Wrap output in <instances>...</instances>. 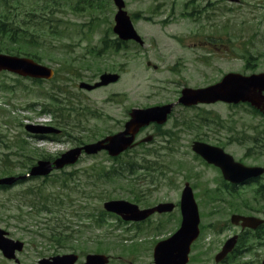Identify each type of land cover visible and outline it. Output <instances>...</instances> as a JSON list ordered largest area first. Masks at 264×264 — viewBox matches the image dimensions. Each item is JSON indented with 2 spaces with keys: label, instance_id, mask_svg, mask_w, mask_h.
Returning a JSON list of instances; mask_svg holds the SVG:
<instances>
[{
  "label": "rangeland",
  "instance_id": "1",
  "mask_svg": "<svg viewBox=\"0 0 264 264\" xmlns=\"http://www.w3.org/2000/svg\"><path fill=\"white\" fill-rule=\"evenodd\" d=\"M94 1L93 9L82 11H78L83 5L81 0H57L58 6L48 3L53 12L47 14L53 24L41 16L48 9L39 11L41 17L26 25L35 39L28 36L30 41L22 48L4 42L9 53L34 55L43 65L54 68L56 76L40 87L28 79L0 75V84L14 87L0 88V141L13 146H0V176L6 170L18 172L20 165L28 168L41 159H54L76 146L116 133L123 128L130 109L176 101L185 86L219 81L229 72H264V0H125L145 45L129 42L127 49H109V53L100 55L102 40L116 38L112 28L117 8L113 0ZM37 3L46 2L35 0L34 5ZM57 27L58 34H52ZM104 72L118 73L120 80L91 92L79 89L80 82L94 83ZM49 90L58 99L52 106L57 121L50 115H38L41 109L37 103L49 104ZM32 104L38 107L30 109ZM51 119L64 131L57 141L33 139L22 126ZM163 130L162 135L154 131L152 143L133 151H158L162 157L156 160L153 170L164 167L158 177H149L148 171L136 165L138 169L132 175L126 171L123 177L95 182L98 168L107 172L115 163L105 152L83 156L76 165L48 178L0 190V226L9 227L15 234H26L30 253L35 243L44 256L74 251L82 256L105 254L109 264H154L156 244L169 238L180 225L178 207L168 214L153 215L146 222L131 223L101 214L103 204L119 199L141 208L164 202L177 205L189 183L199 207L201 231L192 245L188 264H262L264 227L261 234L243 231L231 223V217H262L264 191L255 184L231 190L220 170L197 156L192 144L203 141L225 149L248 166L264 167V118L247 104L179 105ZM18 136L27 143L20 149L13 144ZM14 151L21 157L10 156ZM127 157L124 155L119 162L123 164L120 172L125 164L135 161ZM70 173L68 178L72 180L63 181ZM261 178L264 183V175ZM63 182L69 183L67 188ZM34 194H38L36 199ZM44 202L49 212L41 210ZM99 217L103 218L100 226ZM53 232L62 234L63 247L50 239ZM235 234L243 236L240 252L226 262L216 263L215 255Z\"/></svg>",
  "mask_w": 264,
  "mask_h": 264
},
{
  "label": "water",
  "instance_id": "2",
  "mask_svg": "<svg viewBox=\"0 0 264 264\" xmlns=\"http://www.w3.org/2000/svg\"><path fill=\"white\" fill-rule=\"evenodd\" d=\"M114 3L118 8V12L115 15L114 32L123 40L134 39L142 43L140 36L134 29L130 16L124 9V0H114ZM3 70L32 78L50 79L54 76L51 68L40 65L30 58L0 54V71ZM118 78L119 76L116 74L106 73L101 76V81L95 85L81 83L80 87L92 90L116 82ZM218 101L233 104L249 103L264 114V73L252 75L229 73L215 85L201 89H184L179 100L180 103L186 106L199 103L210 104ZM173 106L174 104L149 109H135L132 111L131 120L126 123L124 131L98 142L71 149L54 161L39 160L32 167L30 173L27 174V177L47 176L54 169L73 165L79 160L83 151L87 154H96L102 150H107L111 156H118L133 144L135 135L140 128L149 125L151 122L164 124ZM27 129L33 133L59 132L53 128L34 125H28ZM193 149L209 163L220 167L225 179L234 184L242 183L264 173V168L244 166L235 162L233 157L226 154L221 148L202 142H195ZM24 178L25 176L21 177V179ZM17 179L16 177L3 178L0 179V184H13ZM104 207L109 212L121 215L125 220L141 221L155 212H171L174 209V204L167 203L150 209H140L138 205L126 200H110L105 202ZM181 211L182 222L180 228L170 238L160 241L155 246V264H188L190 260L191 246L200 235V213L193 189L189 184H186L182 193ZM231 221L235 225L241 224L243 228L249 227L253 229L264 223V219L242 215H233ZM237 241L238 236L230 238L225 243L222 251L217 254L216 261L220 262L225 259L233 251ZM77 259L76 255L69 254L44 260V264H74ZM86 259V264H108L109 262L106 255L99 254H90Z\"/></svg>",
  "mask_w": 264,
  "mask_h": 264
},
{
  "label": "trees",
  "instance_id": "3",
  "mask_svg": "<svg viewBox=\"0 0 264 264\" xmlns=\"http://www.w3.org/2000/svg\"><path fill=\"white\" fill-rule=\"evenodd\" d=\"M34 1L35 0H0V42L2 43L0 45V53L2 52L9 53V50H8L9 48H5V45H4L5 41L10 42L11 45H18L20 48H22L23 43L30 41L28 40V36L29 37L34 36L33 38L35 39V34L29 29V26H26V25H29V23L32 21L35 22L37 18L42 16L45 22L47 21L52 24L54 23L53 18H51L50 14H47V13L53 12L51 9L52 7L49 4H54V6H58L57 0H53L52 3H49L48 0H44L46 2L45 5H41L40 3H37L36 6L34 5ZM36 1H40V0H36ZM81 1L83 5L80 7V9L77 8L78 11H82L86 8L93 9L95 6L94 0H81ZM47 9L48 11H46V13L44 12V16L43 14L41 16L39 15L38 13L39 11L47 10ZM47 16L50 18H47ZM58 29H59L58 27L52 29L51 30L52 34L54 35L58 34ZM116 43L118 46L121 44L118 41ZM20 53L21 52L18 51L17 55H21ZM24 54H27V56H30L26 52ZM31 57L36 59L34 55H31ZM255 112H258V110L257 111L255 110ZM117 159L119 158H115V161ZM131 159L134 160L133 158ZM148 159L145 157H141L137 159L138 162L136 160H135L136 162L135 161L128 162V164H125L124 168L122 167L123 169L121 170L123 172H120V169L117 168L116 166H112L111 168H108L109 170H107V172H106V169L101 170L100 168H98L95 171L96 173V176L94 177L95 182L99 180L103 181V179L111 180L119 176L123 177L126 171L127 173L132 175L133 173H136L138 169V167H135L136 165H138L140 168H143L145 171H148L147 174L149 177H156L157 174L164 173L163 172L164 167L159 170H153L154 167L157 165L156 160L159 159V157H157L156 159H153L154 161L150 159L148 160ZM68 176H72V173L67 174V177L64 178L63 181H71L72 179L68 178ZM67 184L69 183L63 182V187L67 188L68 187ZM92 185L97 186V183H93ZM43 204L44 206H41V208L42 207L44 208L41 210H45L46 212H49L50 210L47 208L48 204H46L45 202ZM98 223L101 224V222H98ZM61 235L62 234L53 232L50 236V239H53V241L59 243L60 245V243H62L63 241V239L61 238ZM63 245L65 244H62L60 246H63Z\"/></svg>",
  "mask_w": 264,
  "mask_h": 264
},
{
  "label": "flooded vegetation",
  "instance_id": "4",
  "mask_svg": "<svg viewBox=\"0 0 264 264\" xmlns=\"http://www.w3.org/2000/svg\"><path fill=\"white\" fill-rule=\"evenodd\" d=\"M1 74H9L6 72H3ZM11 75V74H10ZM174 102V101H171ZM170 103V102H168ZM159 105V104H156ZM152 106V105H150ZM149 107V106H147ZM53 121L48 123L47 125H53ZM23 128H25V125H22ZM153 127L155 130L156 127L155 124L150 125L147 128L141 129L138 133V139H142L145 136H147V131L149 128ZM148 129V130H147ZM152 130V131H154ZM31 138L36 139L39 138V136H32ZM1 144V142H0ZM140 143L135 147H139ZM5 148V147H4ZM9 156L8 154H6ZM10 155L16 156V151L10 153ZM19 171L10 173L8 172L5 177H20L26 175V168L23 166H19ZM16 171V170H15ZM26 183L25 180H18L13 186H0V190L9 191L12 190L22 184ZM252 184L258 185L260 187L259 191H264V183L262 182V178H255L252 180H248L243 185L239 186H250ZM228 186L233 190L236 188V185L228 184ZM0 229L4 230L3 234H0V264H43L44 259H51L55 255L51 256H44L41 252V248L37 246L35 243L34 245H31V248L34 249L33 252H28V246L30 245V242L27 240L26 234H15L9 227L7 226H0ZM21 230V229H20ZM257 231V230H256ZM255 232V231H253ZM241 236V235H239ZM241 240V237L239 238V242ZM68 253H74V251H68ZM87 256V255H86ZM86 256H82L78 254V261L77 264H85L86 262ZM84 259V260H83Z\"/></svg>",
  "mask_w": 264,
  "mask_h": 264
}]
</instances>
